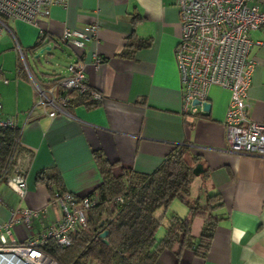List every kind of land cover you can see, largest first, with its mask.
<instances>
[{
	"label": "crops",
	"instance_id": "crops-1",
	"mask_svg": "<svg viewBox=\"0 0 264 264\" xmlns=\"http://www.w3.org/2000/svg\"><path fill=\"white\" fill-rule=\"evenodd\" d=\"M38 23L35 27L9 21L10 31L0 38L4 40L0 43L1 116L23 131L15 169L26 173L28 184L24 199L0 185V225L10 219L13 210L47 206L60 190L77 198L91 194L102 182L98 156L114 165L117 175L124 169L151 174L176 147L184 146L198 157L201 187L197 200L205 205L208 196L220 195L223 206L213 214L219 223L205 258L178 242L160 255L158 264H264V157L231 151L225 127L232 98L228 90L209 89L211 109L207 113L184 112L175 58L182 28L174 0H68L65 8L53 7L50 17L40 16ZM94 24L99 34L85 52L61 42L65 29L85 31ZM41 31L52 51L69 49L70 64L82 57L88 65L90 87L103 96L102 103L88 96L84 102L71 97L68 115L55 118L36 107L39 96L16 50L17 42L23 52L34 46ZM251 38L264 43V31L252 32ZM10 42L16 44L13 65L4 60ZM127 46L129 56L124 57ZM97 59L101 60L99 67ZM250 59L257 62L248 92L250 118L264 123V45L254 46ZM68 66L60 73L51 71L39 77L29 68L36 81L51 88L67 76ZM43 171L57 174L61 184L38 183L37 176ZM177 201L163 210L166 219L156 235L158 241L166 234L169 218L190 216L189 208ZM62 218L60 207H49L33 231L17 225L14 239L25 243ZM203 227L204 219L195 216V244Z\"/></svg>",
	"mask_w": 264,
	"mask_h": 264
},
{
	"label": "built area",
	"instance_id": "built-area-1",
	"mask_svg": "<svg viewBox=\"0 0 264 264\" xmlns=\"http://www.w3.org/2000/svg\"><path fill=\"white\" fill-rule=\"evenodd\" d=\"M68 0H0V38L10 31L6 19L22 21L38 26L40 16L50 17L55 6L66 7ZM180 13L182 34L175 51V58L183 89V110L185 113H207L208 91L218 86L231 93V104L225 122L226 137L235 154L264 157V123L250 118L249 88L257 62L250 59L255 42L251 33L264 31V0H174ZM99 34L97 24L87 26L85 31L65 29L61 36L64 45L85 52L87 44ZM41 31V36H44ZM25 68L39 96L36 107H43L50 118L68 115L71 94L86 95L96 103L103 102V96L90 87L88 65L80 58L67 68V76L57 85L45 88L36 81L25 61L22 47L17 42ZM101 60H96L99 67ZM59 89V95L58 90ZM199 104H195V102ZM0 128L18 129L11 119L1 116ZM23 131L20 130L22 136ZM20 143V140L17 141ZM13 158L0 170V185L5 184L21 199L28 192L25 172L14 169ZM122 202V198L118 199ZM95 201L84 198L78 203L69 192L55 193L49 204L40 209H16L10 219L0 225V264H58L50 254L51 248L58 250L71 246V237L80 228L86 227V211L95 206ZM60 207L62 220L54 226L18 243L13 236L14 228L24 224L31 231L36 222L49 210ZM10 241H8V239ZM53 246V247H51Z\"/></svg>",
	"mask_w": 264,
	"mask_h": 264
},
{
	"label": "trees",
	"instance_id": "trees-1",
	"mask_svg": "<svg viewBox=\"0 0 264 264\" xmlns=\"http://www.w3.org/2000/svg\"><path fill=\"white\" fill-rule=\"evenodd\" d=\"M6 23L9 25V20L6 19ZM37 37L35 45L24 54L36 56L46 48V36L37 34ZM122 56H129V46ZM71 97L80 102L87 100L86 95L75 92ZM20 139L19 129L0 128V170L12 158L15 169V159L21 148V141H17ZM197 164L198 157L189 148L181 146L176 147L151 174L124 169L117 175L115 166L98 156L101 184L88 196L76 197L78 203L84 198L96 203L86 211L87 225L72 235L70 247L51 248L50 254L58 264H158L160 255L179 242L183 248L192 249L197 256L205 258L219 223L213 214L223 206V200L220 195L208 196L205 205L190 200L192 183L198 176ZM37 182L60 185L62 180L54 172L43 171L38 174ZM58 192L64 193L62 190ZM119 198L123 201L120 202ZM176 200L189 208L190 216L169 218L166 234L158 241L156 235L164 226L166 215L158 217L157 213L161 209L168 210ZM195 216L204 219L197 244L192 237ZM105 232L108 235L103 238Z\"/></svg>",
	"mask_w": 264,
	"mask_h": 264
},
{
	"label": "rangeland",
	"instance_id": "rangeland-1",
	"mask_svg": "<svg viewBox=\"0 0 264 264\" xmlns=\"http://www.w3.org/2000/svg\"><path fill=\"white\" fill-rule=\"evenodd\" d=\"M2 40L3 39H0V43ZM14 43L10 42L11 49L7 50L6 54L4 55V60L6 61V63L8 65L9 64L13 65L17 59V54H16V51H17L19 56H20L21 63H23V65H25L24 59H23L22 55L20 54V52L18 51V48L15 51L16 44L14 46ZM25 54H26L25 55L26 56V58H25L26 63L31 68L33 74L37 75V77H39L41 74L51 73V71H56V72L60 73L71 62V58L68 56L69 55V49L66 47L59 48V49L58 48L53 49L51 54L45 53V54L41 55L39 60L36 58H33L34 56L32 57L28 53H25ZM200 187H201V178L196 176V178L194 179V181L192 183L191 196L189 197L190 200H192V201L197 200V195H199ZM177 204H180L181 206H183L179 201H177ZM163 212H164L163 209H161L157 213V216L160 217L161 215H163ZM162 232L163 231L159 232V234H158L159 238L162 237Z\"/></svg>",
	"mask_w": 264,
	"mask_h": 264
},
{
	"label": "water",
	"instance_id": "water-1",
	"mask_svg": "<svg viewBox=\"0 0 264 264\" xmlns=\"http://www.w3.org/2000/svg\"><path fill=\"white\" fill-rule=\"evenodd\" d=\"M51 51H52V48H51V47H46V48L42 49V50L39 52V54L36 56V58L39 59L41 55L45 54L46 52H47V53H50ZM195 104L197 105V104H199V102L197 101V102H195ZM210 109H211V104L208 103V104L205 106V111L208 112ZM107 235H108V232H105V233L102 235V237H103V238H106Z\"/></svg>",
	"mask_w": 264,
	"mask_h": 264
}]
</instances>
